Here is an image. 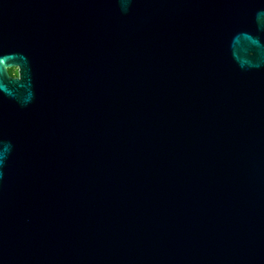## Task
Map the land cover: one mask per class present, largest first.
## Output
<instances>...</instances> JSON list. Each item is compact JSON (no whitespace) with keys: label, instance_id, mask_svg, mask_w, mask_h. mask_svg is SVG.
I'll list each match as a JSON object with an SVG mask.
<instances>
[{"label":"water","instance_id":"water-1","mask_svg":"<svg viewBox=\"0 0 264 264\" xmlns=\"http://www.w3.org/2000/svg\"><path fill=\"white\" fill-rule=\"evenodd\" d=\"M0 264H264V0H0Z\"/></svg>","mask_w":264,"mask_h":264},{"label":"flooded vegetation","instance_id":"flooded-vegetation-1","mask_svg":"<svg viewBox=\"0 0 264 264\" xmlns=\"http://www.w3.org/2000/svg\"><path fill=\"white\" fill-rule=\"evenodd\" d=\"M8 73L11 76H17V67H10V68H8Z\"/></svg>","mask_w":264,"mask_h":264}]
</instances>
